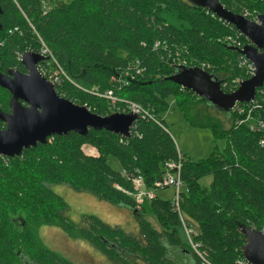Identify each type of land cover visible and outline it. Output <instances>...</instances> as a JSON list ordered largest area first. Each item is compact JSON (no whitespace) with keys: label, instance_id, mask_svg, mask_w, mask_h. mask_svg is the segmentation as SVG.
Segmentation results:
<instances>
[{"label":"trees","instance_id":"obj_1","mask_svg":"<svg viewBox=\"0 0 264 264\" xmlns=\"http://www.w3.org/2000/svg\"><path fill=\"white\" fill-rule=\"evenodd\" d=\"M220 1L237 13H264V0ZM0 4V70L25 71L18 53L39 50L40 36L74 81L64 79L58 93L101 115L112 113L109 103L83 88L105 90L111 87L113 73L141 60L146 70L118 94L153 106L162 118L173 97L189 117L190 108L204 99L168 78L177 68L162 59L169 51L210 64L209 70L223 81L249 78L239 66V48L227 41L238 32L236 27L188 0H0ZM241 38L249 42L245 35ZM156 40L162 46L167 43L168 49H155ZM261 90L264 86L257 91V101L263 108L253 112L264 120ZM10 99V91L0 85L2 110L11 111ZM230 115V128L221 121L212 125L216 137L225 139L224 149L198 160L179 152L171 134L147 118L136 121L130 138L106 129H90L87 135L71 131L25 149L20 156H0V264H77L42 243L43 225H63L116 264H202L187 241L172 198L158 192L139 209L132 195L118 188L132 191L138 172L152 187L166 173L167 162L179 158L184 181L180 208L197 230L194 240L213 264H235L246 243L240 225L264 231L260 143L264 132L252 131L249 123L236 124L246 113ZM4 126L0 120V128ZM84 146L94 147L98 155L87 154ZM110 158L118 160L121 169L114 168ZM205 175L212 176L209 185L201 182ZM52 184H66L130 209L137 232L112 226L96 215H85L81 223L72 221L68 203ZM147 214L156 217L160 228Z\"/></svg>","mask_w":264,"mask_h":264},{"label":"water","instance_id":"obj_2","mask_svg":"<svg viewBox=\"0 0 264 264\" xmlns=\"http://www.w3.org/2000/svg\"><path fill=\"white\" fill-rule=\"evenodd\" d=\"M188 1L234 25L249 39L250 42L238 50L254 63L256 71L232 92L223 89L219 75L198 66H178L168 78L230 116L238 103L255 100L258 89L264 86V13L259 15L260 22H256L227 8L220 0ZM2 13L0 4V15ZM48 59L36 51L25 50L21 61L26 72L12 68L0 70V85L11 93V111L0 108V120L5 123L0 128V156H20L25 149L71 131L87 135L90 129H106L126 138L132 136L133 125L139 119L137 113L101 115L60 95L55 84L39 71L38 63ZM240 230L246 237L243 256L253 264H264V231L243 223Z\"/></svg>","mask_w":264,"mask_h":264},{"label":"rangeland","instance_id":"obj_3","mask_svg":"<svg viewBox=\"0 0 264 264\" xmlns=\"http://www.w3.org/2000/svg\"><path fill=\"white\" fill-rule=\"evenodd\" d=\"M169 103L170 107L164 115L165 124L177 148L184 156L191 160H198L206 158L215 150L222 151L224 149L226 141L224 138L216 137L212 125L223 122L225 128H230L233 122L231 115L217 110L205 100H198L190 108L188 117L178 106L175 98L171 97ZM245 110L248 111L249 107H245ZM191 120H196L197 123L193 124ZM109 162L114 168L121 169L118 160L110 158ZM211 181V175H205L201 179V182L206 185H209ZM51 186L68 203L67 216L72 221L81 223L85 215H96L112 226L120 225L130 233L137 232L136 218L128 208L99 199L89 192L74 190L66 184H52ZM159 194L166 198H173L174 188L169 187L161 190ZM113 208H118V210ZM147 218L155 227L160 228L154 215L147 214ZM39 236L46 247L59 252L77 264H116L102 252L100 253L102 256L98 254V251H96L97 254H94L90 246L85 242L81 243L82 240L70 238L72 233L63 225H43L40 227ZM67 236L69 237L67 238Z\"/></svg>","mask_w":264,"mask_h":264},{"label":"built area","instance_id":"obj_4","mask_svg":"<svg viewBox=\"0 0 264 264\" xmlns=\"http://www.w3.org/2000/svg\"><path fill=\"white\" fill-rule=\"evenodd\" d=\"M47 10L48 9L45 8L44 11L47 12ZM260 14L245 11L243 15H245L246 17H248L249 19L253 21L260 22V18H259ZM241 35H244V34L238 31L236 34L229 36L227 38L228 44L232 45L235 48L240 49L245 44L250 42V41L247 43L243 42ZM39 41L41 43L40 49L37 51L35 50V51L44 56L49 57L47 61H41L38 63V68L41 74L45 76L48 80L53 82L56 86V89H57V86L60 85L64 79H67L70 82L74 83L73 79L68 75V73L64 70V68L61 66V64L57 60L51 48L47 45V43L40 36H39ZM161 44L162 42L160 40H156L154 43V48L159 49L161 47L162 48L164 47L163 51H166L168 49V44L164 43V46H162ZM22 54L23 53H18V58L20 60L22 59ZM179 54H180L179 51H176V54L169 51L168 55H162V59L166 61L168 64L172 66H177V67L178 66H198L208 71H210L209 68L212 67L210 64L206 62L201 63L193 59L189 60L187 58H182L181 55ZM239 66L245 69V72L249 77L255 74L256 67L254 63L251 62L244 55H241L239 58ZM145 70H146V66L143 65V62L141 60H136L131 66L123 70H119L111 75L110 77L111 87L105 90H101L99 87L96 86L90 89L83 88V90L89 93H92L99 98L105 99L109 103L110 110L112 111V113L113 112H125V113L134 112L138 114L139 118L151 119L154 122H156L158 125L163 127L166 131H168V128L165 124V120L164 121L162 120L164 119V117L162 118L161 116H159L155 112V108L153 106H145L142 103H139L135 100L124 98L118 94V91L128 86L131 79L135 78L136 75L141 74ZM219 77L222 79L223 89L227 92L235 91L240 86L241 81L244 80V78H241V77H234L231 79V81H228V80L223 81L224 80L223 77L220 75ZM261 92L263 93L264 90H261ZM257 96L255 100L251 102L242 103V104L249 105L248 111L245 110V106L240 105L241 103H238L233 111H237L241 114L246 113V117L239 118L236 121V124L249 123L250 129L252 131L263 130L264 132V120L260 117H257L253 112V110L257 107L263 108V105H261L257 101ZM135 127H136V122L132 128V135H133V129ZM260 143L264 146V136ZM181 170H182V159L179 158L178 161L167 162L166 173L163 175L161 179H158L155 182L154 186L152 187H149L146 184L143 175L140 172H138L137 175L133 177V190L132 191L124 189L121 186H118V188L132 195V197L136 201V207L139 209L142 207L145 201L147 200L150 201L154 199L157 196L159 191L165 190L169 187L174 188V197L172 199L174 201L175 208L179 213V216L182 222L181 223L182 228L184 230L187 241L190 244L192 251L201 259L202 264H213L207 258L206 251L202 249L201 243L196 242L194 240V236L197 235V230L188 223V221L185 219L181 211L180 198H181V191L184 186V181L182 179ZM235 264H253V263H251L244 256H242L236 260Z\"/></svg>","mask_w":264,"mask_h":264},{"label":"crops","instance_id":"obj_5","mask_svg":"<svg viewBox=\"0 0 264 264\" xmlns=\"http://www.w3.org/2000/svg\"><path fill=\"white\" fill-rule=\"evenodd\" d=\"M84 150H85V152L87 153V154H90V155H93V156H96V155H98V151H97V149H95L94 147H92V146H84ZM114 210H118V208H113ZM130 210V209H129ZM51 226H53V225H51ZM55 226H57V225H55ZM69 236H67V238H68ZM70 238H72V239H79V240H82V242L81 243H83L84 244V242H85V244L86 245H88V246H90L92 249H93V253L94 254H97L96 253V251H98V254L99 255H101L102 256V254H100L101 252L95 247V245H93L89 240H87V239H85V238H75V237H72V236H70ZM94 248H93V247ZM66 255V254H65ZM103 258V257H102ZM104 259V258H103ZM105 260H107V259H105Z\"/></svg>","mask_w":264,"mask_h":264},{"label":"flooded vegetation","instance_id":"obj_6","mask_svg":"<svg viewBox=\"0 0 264 264\" xmlns=\"http://www.w3.org/2000/svg\"><path fill=\"white\" fill-rule=\"evenodd\" d=\"M7 71V70H6ZM25 72H26V70H25ZM9 105H10V103H9ZM11 108V107H10Z\"/></svg>","mask_w":264,"mask_h":264},{"label":"bare ground","instance_id":"obj_7","mask_svg":"<svg viewBox=\"0 0 264 264\" xmlns=\"http://www.w3.org/2000/svg\"><path fill=\"white\" fill-rule=\"evenodd\" d=\"M196 240V239H195Z\"/></svg>","mask_w":264,"mask_h":264}]
</instances>
